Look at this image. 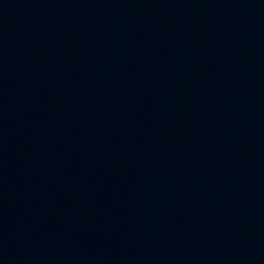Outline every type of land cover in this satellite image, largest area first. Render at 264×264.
<instances>
[{"label":"water","instance_id":"1","mask_svg":"<svg viewBox=\"0 0 264 264\" xmlns=\"http://www.w3.org/2000/svg\"><path fill=\"white\" fill-rule=\"evenodd\" d=\"M0 264H264V0H0Z\"/></svg>","mask_w":264,"mask_h":264}]
</instances>
